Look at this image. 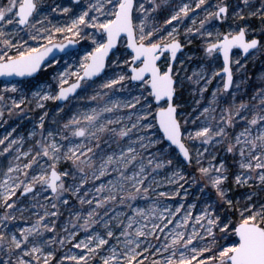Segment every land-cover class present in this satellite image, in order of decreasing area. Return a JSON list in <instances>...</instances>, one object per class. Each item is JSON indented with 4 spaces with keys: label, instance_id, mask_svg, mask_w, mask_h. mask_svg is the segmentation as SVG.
I'll return each mask as SVG.
<instances>
[{
    "label": "rangeland",
    "instance_id": "1",
    "mask_svg": "<svg viewBox=\"0 0 264 264\" xmlns=\"http://www.w3.org/2000/svg\"><path fill=\"white\" fill-rule=\"evenodd\" d=\"M196 2L197 0H135L136 7L133 13L134 24L137 25V37L139 35L138 26L143 20L145 31L160 30L156 36L166 37L167 32L175 27L177 39L185 47V51L179 55L174 65L173 77L176 80L174 104L183 132V141L191 154L189 164L165 140L157 124L158 106L166 107V102L156 104L154 98L148 96L142 83H134L127 79L112 88L102 87L106 81L117 78L118 75H131L129 64L124 63L125 60L130 62L132 55L126 47V38L121 40L117 51L110 58L105 74L95 81L83 82L79 93L66 103L60 104L59 100L43 101L33 95L34 92L57 94L61 87L59 73L64 72L65 69L69 73L78 70L82 57L95 47L89 34L99 40L100 34L96 29L81 26L80 36L54 31V26L70 25L74 15L86 10L89 3H95V0H81L79 5L74 4L72 0H39L37 12L30 19V23L35 27L26 26L21 29L19 25H0L6 32H13L12 36L6 38L11 39L13 43L24 44V47L47 45L48 40L45 37L50 34L53 43L74 40L80 45L78 50L59 56L46 64L35 78L12 82L0 81V95L4 97L0 101V111H3V116L0 117V140H4V143L0 144V184H3L9 176L13 178L9 180L10 184L20 181L28 183L33 175H40L45 171L50 173V165L53 162L42 154L36 155L37 152L42 151L44 145L55 142L60 146L61 155L76 144H84L83 151H87L88 147L92 148V152L88 153L87 157H81V159L91 158L92 167L85 166L84 173L76 172L72 168L71 161L61 159L56 164L57 172L71 169L77 177L75 181L70 177H61L65 187L70 190L63 192L59 199L55 198V194L50 189L46 190L40 184L34 185V192L26 196L20 195L23 187L21 185V188L17 190V195L12 198L13 201H16V208L8 211L16 216V219L8 223V228L5 231L15 234L17 238H19L17 229L31 227L37 223L41 216H44L45 212H57L56 216L48 215L43 220L42 236L30 238L40 242L51 239L57 241L45 248V252L51 250L56 257L52 264H59L61 260H63V264H75L74 261L66 259V257L87 254L86 249L76 248L74 245L80 241L88 243L89 236L104 238L108 241L98 249L97 256L90 260V264H102L101 256L111 255L112 248H116L117 252L125 249L126 238L121 235V232L130 218L134 219L135 223L129 231L134 233L137 227L146 225L143 227V231L154 233L146 237H129L138 239L140 242V248L137 251L143 252L146 247L149 249L140 257V259H144V264H152L153 261L166 264L174 250L176 256L172 259L178 261L181 252H184L185 255H191V253L183 248V242L178 246L171 245L175 233L183 232L185 239L192 236L194 231L207 236L201 224L196 223V217L203 215L209 204L212 205V208L208 210L218 214L224 221H231V228L239 223L240 210L244 203H255L258 208L260 202H264V184L258 180L248 182L252 187L248 185L240 187L235 184L234 175L241 171L239 161L243 158L240 157L238 151L226 152L228 143L234 144L235 136L244 131L246 127L250 129L251 137L264 131L260 125L251 126L248 124V120L242 118L247 116L250 120L254 114L264 108V105L260 103V96L257 95L262 92V87H264V22L259 14L249 15L250 12L260 8L264 4V0H250L248 7L243 5L242 0H223V3L227 4L229 8L227 18L218 20L212 17L202 29L200 21L205 19L207 12L216 10V5L221 0H205L200 8L195 7ZM7 3L8 0H0V7ZM140 3L144 4L146 11H138ZM184 4H188L191 9L188 16L181 15L180 20L168 24L167 20L179 12L180 7ZM57 6L60 8L69 7L72 11L63 13L58 9L57 12H52L51 9ZM237 12H240L245 18L239 19V16L236 15ZM89 15L98 14L93 11ZM99 18L104 19L103 16ZM193 20L196 21L195 24H193ZM240 27H245L248 40L260 39V46L247 57H244L240 50L234 51L232 55L234 84L230 91H225L223 88L225 76L215 75L217 72L220 74L223 70L222 56L216 52L209 57L205 48L209 43L217 41L218 34L229 32L235 34ZM42 28L51 31L38 33L37 30ZM189 28L193 29L191 33L187 32ZM196 29H200V31L197 32ZM209 31L213 34L211 37L206 34ZM29 33L39 35L40 39H31ZM155 38L154 36L153 39ZM0 50L8 51L9 55L16 52L15 48L4 49L2 43H0ZM159 66L162 72L167 70L169 66L168 54L164 56ZM67 79L68 83L63 87H67L77 78L69 75ZM13 84L18 86V91H5L6 88L10 89ZM136 96H141L140 103L136 104L134 108L126 106L129 103H135L133 98ZM254 96L257 98L253 99ZM21 99L24 102L20 108L14 107L13 101L19 103ZM38 102L42 103L44 107H37ZM241 103L248 106L247 110L242 111L240 116H235L234 107H238ZM147 104H151V108H145V111L151 114L146 121H139V124L150 123L152 127L150 129L132 128V124L137 123V115H143L141 109ZM105 107L111 108L112 111L102 112L101 110ZM205 108L208 109V112L204 111ZM93 110L100 112L97 125H104L106 130L98 131L95 137L87 139L73 136L72 131L77 126L70 124L71 119L73 117L82 119L85 113L91 114ZM10 112L11 114H9ZM230 112L233 114L231 126L224 121ZM41 116L44 117L43 128L40 127ZM108 120H112L114 123L108 124ZM65 124H69L68 129H65ZM205 126L211 128L213 132L219 127H224L226 136H214L210 143L204 144L202 143L203 138L195 137V133ZM112 129L116 131H111ZM127 129H131V131L127 136L121 138L118 132ZM49 133L52 135L50 136ZM189 134H191V138ZM7 135L9 136L7 137ZM63 137H67V139ZM141 137L150 138L155 143L150 144L149 139L141 140ZM12 141H16L17 144ZM11 143L14 145H10ZM142 145L148 146L145 148ZM129 147L134 148L135 151L128 153ZM239 147L237 145V148ZM6 148L7 151H5ZM17 150L18 159L22 156L24 159L13 163L9 157L13 151ZM122 155L125 158L124 161L119 160ZM109 156L113 157L114 162L106 166L107 170L103 176H99L100 166ZM130 156H135V159L129 160ZM213 156H215V160ZM34 158L35 162H33ZM198 159L199 164L197 163ZM168 160L172 161L170 165L167 163ZM221 161L229 169V179L225 186L231 189L228 195L234 202V207L227 210L226 205L219 203L211 184L202 178L199 172L200 167L208 168L210 164H218ZM158 162L162 164V167H155ZM25 164L32 166L25 168ZM9 167L19 170L8 173ZM141 168L144 169L143 172H141ZM177 172L185 179L179 180L178 183H170V180L178 179L174 176V173ZM25 173L27 176L24 175ZM253 175L255 176V173ZM81 176H83V181L80 179ZM141 179H143V184H137L136 181ZM134 184L141 191L136 194L134 200L127 199L129 193H135ZM72 186L79 188V192L73 194ZM98 188H101V191L98 192ZM145 188L148 189L146 193L144 192ZM0 191L3 189L0 188ZM161 192L166 195L160 196ZM249 193L253 194L252 201L246 199ZM110 195L115 196L116 199L109 200L102 207L97 208V201L104 200ZM121 197H125L123 202H121ZM65 199L68 200V204L63 203ZM80 200H84L85 203L81 204ZM89 200L92 201L91 204L87 203ZM236 201H241V203L236 204ZM53 203L56 204V208L51 207ZM136 210H142L143 216L138 215ZM4 212L5 208L0 200V217L4 215ZM89 213H93V216L86 230L81 225L89 220ZM161 216L164 217L163 220H161ZM185 216H189L186 224ZM168 220H172V223H168ZM177 223H180L182 227L177 228ZM201 223H206V221H201ZM45 224L54 228V231L44 230L43 225ZM153 224L159 225V227L153 229ZM161 229L163 230L161 231ZM109 230L113 232L112 237L107 236ZM214 231L216 248L230 247L238 240L232 231L227 236L218 229H214ZM221 237L224 238L221 239ZM211 239V237H207L206 240H201L200 235H196L193 238V244L188 247L203 246ZM60 240H64V243H59ZM96 242L93 239L90 246L95 247ZM165 245H169L167 250H165ZM132 246L134 247V245ZM3 259H7V256H3ZM25 259L28 258L25 257Z\"/></svg>",
    "mask_w": 264,
    "mask_h": 264
},
{
    "label": "snow or ice",
    "instance_id": "2",
    "mask_svg": "<svg viewBox=\"0 0 264 264\" xmlns=\"http://www.w3.org/2000/svg\"><path fill=\"white\" fill-rule=\"evenodd\" d=\"M76 5L80 4V0H72ZM205 3V0H197L195 7L200 8L201 5ZM244 6H250V0H242ZM39 7V0H8L7 5L0 7V25H19L21 29H24L26 26L35 27L34 24L30 23V19L33 14L37 12ZM135 5V0H95V3H89L86 10L81 11L78 15H74L71 20L70 25L64 27H55L54 31L56 33H72L73 36H80L83 27L93 28L97 30V33L100 34V39L97 40L95 36L89 34V38L92 40V43L95 45L91 52H88L84 57H82L79 69L71 73L65 69L64 72L59 73V83L61 85L60 90L57 94H43L41 92H34L33 95L38 97L39 100H59L64 101L69 98V95L75 93L76 89L81 86V82L92 80L93 77L99 76L106 67V58L109 56L112 49L117 46L118 41L121 40L123 36H126V47L131 49V57L129 60H125L124 63L129 64V69L131 75H118L117 78L110 79L106 81L102 87L112 88L114 85L121 84L123 81L130 80L133 82H141L145 86V91L148 92V96H151L155 99L157 104L161 100H165L167 107L158 106V111L156 113V119L159 123V128L164 134V138L167 141H170L171 144L176 145L179 148V151L183 154L186 160H190V155L188 149L185 147V144L181 142V127L180 123L177 120V108L173 106V97L175 94L174 84L176 83L173 79V68L171 65L168 66L166 71H161L160 66L157 61L161 59V56L168 52L170 53V58L172 61L176 60L177 53L182 49L181 42L177 39L176 33L177 29L173 27L170 31L167 32V36H156L160 30H149L145 31L144 21L141 20L139 24V35L137 37V25L134 24L133 10ZM58 9L63 13H68L72 11L69 7L60 8V6L54 7L51 9L52 12H57ZM188 4H184L180 7L179 12L172 15L168 24H171L173 21H178L181 19V15L187 17L190 11ZM95 12L98 15L90 16V12ZM138 11L144 12L145 6L143 3H140L138 6ZM228 5L223 3L221 0L220 3L216 5L215 11L207 12V15L204 20L200 21V28L204 27V24L210 20L212 17H215L218 20H223L227 18L228 15ZM242 11V10H241ZM260 15L262 22H264V4L260 6L255 11L249 13L251 16ZM239 16V19L243 20L245 17L240 12L236 13ZM103 16L104 19L101 20L99 17ZM47 19V17H45ZM42 23V21H39ZM196 21L193 20V24ZM40 32H50L51 30L47 28H42L37 30ZM193 29H187V32L191 33ZM197 32L200 29H196ZM207 36L211 37L213 34L211 31L206 33ZM13 32H6L3 27H0V43L4 45V49L10 50L15 48V54L9 55V52L6 50H0V77H31L33 74L41 70L42 64L45 62L47 57L53 52L54 48H58L60 51H64L66 45L64 44H55L53 43L52 35L45 37L48 40L47 45H41L39 47H24V44L13 43L11 39L6 37L12 36ZM31 39L38 40L40 39L39 35H32L29 33ZM156 37L153 39V37ZM74 41L69 40V43ZM26 43V41H25ZM260 44V41L252 38L250 40L246 39V29L245 27H240L235 34L231 32L227 34H218V39L216 42L209 43L205 52L207 56L211 57L213 53L221 52L223 54V72L226 74V80L223 83V88L225 91L230 89L233 83L232 71L229 67V53L231 49L238 48L242 49L245 54L249 53L252 49H257ZM75 76L76 82L72 83L69 87L65 88L63 85L68 83L67 77ZM219 75V73H215ZM123 86V85H122ZM150 89V90H149ZM5 91H18V86L13 84L11 88H6ZM215 97V93L213 94ZM260 96V103L264 105V87H262V92L257 93ZM257 97L254 96L253 99ZM4 97L0 95V101ZM95 99V97H93ZM135 103H129L128 107H136V104L140 103L141 96H136L133 98ZM23 99L19 103L13 101V105L16 108H20L23 104ZM37 107H44L42 103H37ZM247 105L241 103L238 107H234V115L240 116L242 111L247 110ZM145 108L150 109L151 104H147L142 107L141 111L143 115H137V123L132 124V128L142 127L150 129L152 125L148 124H139L141 120H147L148 116L151 114L148 111H145ZM102 112H111L112 109L105 107L101 110ZM205 112H208V109H204ZM11 114V112L9 113ZM46 115V113H45ZM3 116V111H0V117ZM100 112L93 110L91 114L85 113L82 119L73 117L70 121V124L76 125L72 135L75 137L88 138L95 137L98 131H105L104 125H97ZM245 120H248V124L251 126L260 125L261 128H264V108H261L256 114H254L249 120L247 116L242 117ZM41 124L40 127L43 128L44 117H40ZM224 121L227 125L231 126L233 124V114L230 112L225 118ZM108 124L114 123L112 120L107 121ZM65 129L69 128V124L64 125ZM111 131H116L112 129ZM131 129L120 130L118 135L123 138L128 135ZM51 136L52 133H49ZM214 136L225 137L226 132L224 127H219L213 132V130L207 126L196 131L195 137L203 138L202 143H210ZM191 138V134H189ZM243 137V139H241ZM251 132L248 127L244 131L240 132L239 135L235 136V143L229 142L226 147L227 153H233L238 151L241 159L239 161L240 172L234 175V182L237 186L252 185L248 184L249 181L258 180L260 183L264 184V131H261L259 135L251 137ZM67 139V137H63ZM6 139V138H5ZM149 139V143H155L151 141L150 138L141 137V140ZM4 140H0V144H3ZM16 143V141H12ZM237 145L240 147L237 148ZM147 147L148 145H142ZM85 148L84 144H76L73 147H69L63 155L60 154V146L55 142L51 144L42 146V151L37 152V156L43 155L48 157L53 163L50 165L51 172H42L40 175H33L31 181L24 183L20 181L19 183L10 184L9 180L13 179L8 177L4 180L3 184H0V188L3 191H0V200H2V206L5 208L4 215L0 217V264H52L53 260L56 259L53 251L49 250L45 252V248L55 244L57 241L51 239L48 241L40 242L35 239H30L38 236H42L43 232L41 231V225L46 216H56L57 212L53 211L51 213L45 212L44 216H41L37 223L33 224L31 227H26L22 229H17L19 232V238L15 234H10L5 231L8 228V223L14 221L16 216H14L9 209L16 208V201H13V197L17 195V190L22 187L20 192L21 196H26L28 193L34 192V185L40 184L46 190L50 189L55 198L59 199L60 195L63 192L69 191V188L65 187V183L62 181L61 177H70L73 181L77 179L75 172L71 169L65 170L63 172L56 171V164L61 160L71 161L72 168L76 172L84 173V167H92L90 162L91 158L81 159V157H87L88 153L92 152V148L88 147L87 151H83ZM8 149L6 148L5 151ZM134 148L129 147L128 153H133ZM27 155V154H25ZM135 156H130L129 160H134ZM215 160V156H213ZM119 160L124 161L125 158L122 155ZM35 162V158L33 159ZM113 157L109 156L107 160L101 164L99 169V176H103L107 170L106 166L113 163ZM151 163V161H149ZM167 163L170 165L171 160H168ZM199 164V159L197 160ZM31 164H25V168H31ZM156 168L162 167L161 163H156ZM18 168L9 167L8 173L18 171ZM144 169L141 168V172ZM199 172L201 177L206 179L215 190L216 197L220 204L226 205L227 209H232L234 207L233 200L229 197L228 193L231 190L229 187H226V182L229 179V169L226 164L221 161L218 164H210L208 168L200 167ZM255 173V176L253 175ZM95 175V173H93ZM27 176V173L24 174ZM175 177L178 179L170 180V183H178L179 180H184L185 177L180 173H174ZM99 178V177H97ZM146 178V177H145ZM18 179V178H15ZM83 181V176L80 177ZM137 184H143V179L137 180ZM135 193H129L127 199H135L136 194L140 193L141 189L136 187L134 184ZM183 187V185H180ZM71 191L73 194L79 192V188L72 186ZM97 191H101V188H98ZM147 188L144 189L146 193ZM160 196H165L166 193L161 192ZM115 196L105 197L104 200L97 201V208L102 207L103 204L109 200H115ZM125 197H121V202ZM246 199L248 201L253 200V194H247ZM64 204H68V200L63 201ZM80 203H85L84 200H80ZM87 203L91 204L92 201L89 200ZM241 201H236V204H240ZM43 207V205H41ZM52 208H56V204L51 205ZM212 205H208V209H211ZM205 209L203 215L196 217V223L201 224V227L204 229V232L207 234L201 235L200 233L193 232L192 236H189L187 239L184 237L183 232H176L174 238L171 241L172 246L181 245L183 242V248L190 252L191 255H185L184 252L180 253L178 261H174L172 257L176 256V251L174 250L171 253V256L167 259L166 264H264V202H260L259 207H256V204L244 203L242 209L240 210V221L238 224L230 228L231 221H224L218 214H215L212 211ZM255 209V210H254ZM23 211L22 209H18ZM138 215L143 216L142 210H136ZM179 211V209H177ZM93 213H89V220L85 221L84 227L87 230V225L92 219ZM190 216V213H189ZM189 216H185L184 222L187 223ZM164 217L161 216V220ZM201 221H206V223H201ZM135 223L134 219L130 218L128 224L121 232V235L125 239V249L121 252H117L116 248L111 249V255L101 256L102 264H144V259H140L143 256L144 252H147L149 249L144 248L143 252L137 251L140 248V242L138 239L129 238V237H146L153 235V232L143 231V225L137 227L135 232L129 231L132 229L133 224ZM168 223H172V220H168ZM107 227V225H105ZM159 225L153 224V229L158 228ZM167 227V225H165ZM177 228L182 227L180 223L176 224ZM44 230L54 231V228H50L48 225H43ZM214 229H218L221 233H224L225 236L228 235L230 231L234 232L238 240L230 247L222 246L216 248V234ZM163 229H161L162 231ZM67 231V229H65ZM196 235H200L201 240H206L207 237L212 239L205 243L203 246L193 245L189 248V245L193 244V238ZM107 236L112 237L113 232L111 230L107 231ZM224 237H221L223 239ZM95 239V247H91V243ZM59 243L63 244L64 240H60ZM108 241L104 238L89 236L88 243L80 241L75 244L76 248L86 249L87 254H81L79 256L72 255L66 257L75 262V264H90V260L94 259L98 254V249L107 244ZM134 245V247L132 246ZM169 245H165V250ZM3 256H7V259H3ZM15 257V259H13ZM27 257L28 259H25ZM146 259V257H145ZM63 264V260L59 262ZM152 264H159V261H153Z\"/></svg>",
    "mask_w": 264,
    "mask_h": 264
},
{
    "label": "water",
    "instance_id": "3",
    "mask_svg": "<svg viewBox=\"0 0 264 264\" xmlns=\"http://www.w3.org/2000/svg\"><path fill=\"white\" fill-rule=\"evenodd\" d=\"M80 1H81V0H80ZM134 9H135V7H134ZM133 13H134V10H133ZM123 38H126V36H123V37L121 38V40H122ZM126 39H127V38H126ZM246 39H247V35H246ZM255 39H257V40L260 41V39H258V38H255ZM121 40L118 41L117 46H116L114 49L111 50L109 56L106 58V67H105L104 71H103L99 76L93 77V79H92V80H89V81H95V80H97L99 77H101L102 75L105 74L106 69H107V66H108V62H109L110 58L112 57V55L117 51V49H118V47H119V45H120ZM72 41H74V40H72ZM54 43H55V44H64V45H66V47H65L64 51H60L58 48H54V49H53V52L47 57V59L45 60V62L42 64V66H41V70L43 69V67H44L46 64H48L49 62L55 60V59L58 58L59 56H62V55L68 54V53H70V52H72V51H76V50H78L79 47H80L79 43L76 42V41H74L73 43H69V40H67V41H65V42H63V43H57V42H54ZM259 46H260V44H259ZM259 46H258V47H259ZM236 49H237V50H240V51L242 52V54H243L244 57L249 56L253 51L256 50V49H252V50L249 51V53L245 54V53L243 52L242 49H238V48H233V49H231V51H230V53H229V67H230V69H231V71H232V75H233V70H232V55H233V53H234V51H235ZM129 51L131 52V49H129ZM183 51H185V47L182 45V49L177 53V57H176V60H175V61H172V60H171V58H170V53L165 52V53L161 56V59H160L159 61H157L158 65H159V63L164 59L165 54H168V55H169V65L172 66V68H173V72H174V65H175V63H176V61H177L179 55H180ZM219 54L222 56V60H223V54H222L221 52H219ZM41 70H40V71H41ZM40 71H38L37 73L33 74L31 77H23V78H21V77H0V81L12 82V81H16V80L31 79V78H35L36 76H38V74L40 73ZM161 71H162V70H161ZM219 75H220V76H225V80H226L227 77H226V74L223 72V70L220 72ZM173 79H174V77H173ZM174 81L176 82L175 79H174ZM75 82H76V81H74L73 83H75ZM83 82H84V81L81 82V86H82V83H83ZM134 83H141V82H134ZM71 84H72V83H71ZM71 84H70V85H71ZM233 84H234V75H233V83H232V86H231L230 89H228L227 91H230V90L232 89ZM70 85H68L67 87H69ZM81 86H80L79 88L76 89L75 93L70 94V95H69V98H68L67 100L59 101V103H60V104H64V103H66L69 99H71L72 97L76 96V95L79 93V91H80V89H81ZM67 87H65V88H67ZM174 87H175V94H174L173 101H172L173 106H175L174 101H175V97H176V83L174 84ZM154 100H155V99H154ZM163 102H165V100H161V101L159 102V104H161V103H163ZM155 103L157 104L156 101H155ZM166 107H167V106H166ZM175 107H176V106H175ZM177 120H178V118H177ZM178 122H179V120H178ZM157 124H158V126H159L158 120H157ZM180 127H181V125H180ZM160 130H161V129H160ZM161 132H162V130H161ZM162 134H163V132H162ZM181 134H182V135H181V142L185 144V142L183 141V132H182V129H181ZM163 136H164V134H163ZM165 140L167 141L166 138H165ZM167 142H168L170 145H172V146L178 151V153H179V155L181 156V158H182L187 164H189V163L191 162V154H190V151H189L188 147L186 146V144H185V147H186V148L188 149V151H189L190 160H186V159L184 158L183 154L179 151V148H178L176 145L171 144L170 141H167ZM56 171H57V170H56ZM34 189H35V188H34ZM28 194H29V193H28Z\"/></svg>",
    "mask_w": 264,
    "mask_h": 264
},
{
    "label": "bare ground",
    "instance_id": "4",
    "mask_svg": "<svg viewBox=\"0 0 264 264\" xmlns=\"http://www.w3.org/2000/svg\"><path fill=\"white\" fill-rule=\"evenodd\" d=\"M9 135H7V137H8ZM28 141V140H27ZM14 144H17V142L16 143H14ZM14 144H10V145H14ZM13 157V158H12ZM10 159H12V161H13V163H15V162H18V161H21V160H23L24 158H23V156L22 157H19V159H18V150L17 151H13L12 153H11V156L9 157Z\"/></svg>",
    "mask_w": 264,
    "mask_h": 264
}]
</instances>
